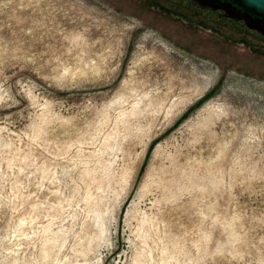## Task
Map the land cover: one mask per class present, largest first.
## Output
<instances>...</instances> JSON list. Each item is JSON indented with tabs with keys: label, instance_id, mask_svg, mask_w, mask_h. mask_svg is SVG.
Returning <instances> with one entry per match:
<instances>
[{
	"label": "rangeland",
	"instance_id": "1",
	"mask_svg": "<svg viewBox=\"0 0 264 264\" xmlns=\"http://www.w3.org/2000/svg\"><path fill=\"white\" fill-rule=\"evenodd\" d=\"M188 0H0V264H264V36Z\"/></svg>",
	"mask_w": 264,
	"mask_h": 264
},
{
	"label": "water",
	"instance_id": "2",
	"mask_svg": "<svg viewBox=\"0 0 264 264\" xmlns=\"http://www.w3.org/2000/svg\"><path fill=\"white\" fill-rule=\"evenodd\" d=\"M200 8L219 10V16H225L243 24L264 36V0H189Z\"/></svg>",
	"mask_w": 264,
	"mask_h": 264
},
{
	"label": "flooded vegetation",
	"instance_id": "3",
	"mask_svg": "<svg viewBox=\"0 0 264 264\" xmlns=\"http://www.w3.org/2000/svg\"><path fill=\"white\" fill-rule=\"evenodd\" d=\"M189 1V0H188ZM219 11V10H218Z\"/></svg>",
	"mask_w": 264,
	"mask_h": 264
}]
</instances>
